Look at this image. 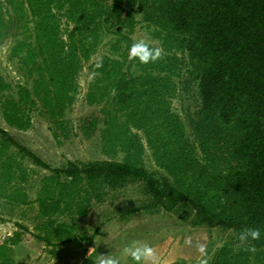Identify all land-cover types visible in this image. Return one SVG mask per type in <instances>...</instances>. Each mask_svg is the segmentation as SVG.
<instances>
[{"label": "trees", "instance_id": "trees-1", "mask_svg": "<svg viewBox=\"0 0 264 264\" xmlns=\"http://www.w3.org/2000/svg\"><path fill=\"white\" fill-rule=\"evenodd\" d=\"M6 3L20 22L27 15L34 24V85L21 84L18 97L2 101L5 121L16 129H29L30 112L38 109L57 139L69 138L65 115L78 91L82 57L90 58L111 21L118 38L97 62L86 96L105 116L106 158L52 167L0 127V221L7 209L37 203L36 236L56 252L87 238L68 220L88 215L93 200L106 194L104 187L141 180L150 197L138 210L188 209L194 225L238 235L260 229L258 240L220 246L209 264H264V0H0V43L15 25L5 17ZM62 17L74 24L68 39L61 33ZM141 21L153 39L147 42L161 50L148 64L128 56ZM185 64L198 80L201 99L188 123L171 104ZM9 88L0 77V93ZM98 123L92 119L82 129L91 136ZM147 147L165 176L145 167ZM25 159L50 171L35 200L25 191L31 171ZM18 226L0 241V264L10 261L13 246L29 231Z\"/></svg>", "mask_w": 264, "mask_h": 264}, {"label": "rangeland", "instance_id": "rangeland-1", "mask_svg": "<svg viewBox=\"0 0 264 264\" xmlns=\"http://www.w3.org/2000/svg\"><path fill=\"white\" fill-rule=\"evenodd\" d=\"M11 6L13 7L6 3L5 17L15 25L6 40L0 43V77L11 86L4 93H0V127L7 129L18 141L31 148L52 167L63 166L68 161L88 162L105 159L102 150L105 116L100 105L87 103L86 96L97 62L104 54L111 52L110 44L118 38L115 33L116 22L111 21L110 29L101 34L102 40L91 52L90 58L82 57V67L78 72V91L65 115L70 137L66 139L61 134L57 139L51 124L38 109H32L30 112L33 123L29 129H16L5 121L2 108L5 95L18 97V86L23 84L32 88L35 79V75L30 71L32 61L29 53L35 46L34 24L27 15L26 19L20 22ZM119 26L121 30L123 27ZM60 27L62 36L68 39L74 24L62 17ZM125 31L130 32L131 29L125 28ZM149 32L146 23L141 21L132 37L136 41H153ZM156 44L161 48L159 42ZM17 47H20L19 54L13 52ZM191 72L192 67L189 64L182 66L180 77L177 79L178 91L171 98L172 109L180 114L186 123L188 117L195 114L201 105L198 80L192 77ZM96 118L99 123L95 131L91 136L86 135L82 124ZM119 158H123L122 153ZM24 164L31 170L25 191L31 200H35L42 178L50 174V171L31 159H25ZM144 165L157 177L166 175L155 163L148 147L144 154ZM104 190L106 194L102 199L93 200L88 215L68 220L74 223L79 236L85 235L88 239H82L80 243L68 242L58 250L55 249L56 252L53 246L47 245L36 236L38 231L32 218L37 212V203L7 209L5 219L0 221V241L13 236L14 232L20 229L18 222L29 228L22 241L13 246L12 258L7 264H85V260L86 264H102L106 256L115 258L118 264H134L124 253V249L134 241L146 242L153 248L156 259L147 261L146 264H209L215 251L225 243L234 244V248H239L245 243V240L242 241L240 235L232 230L194 225V215L190 214L188 209L176 213L165 210H138L148 203L150 197L141 180L129 181L117 189L106 186ZM201 246L204 248L203 252L200 251Z\"/></svg>", "mask_w": 264, "mask_h": 264}, {"label": "clouds", "instance_id": "clouds-1", "mask_svg": "<svg viewBox=\"0 0 264 264\" xmlns=\"http://www.w3.org/2000/svg\"><path fill=\"white\" fill-rule=\"evenodd\" d=\"M129 59H138L142 64H148L156 61L161 57V50L154 48L146 40L134 41L129 47ZM261 237L260 229L245 228L241 234L242 241L247 239L258 240ZM254 251V249H252ZM200 251L203 252L204 248L201 246ZM125 255L129 256L134 264H146L147 261H155L156 255L153 248L146 242L134 241L132 244L124 249ZM102 264H118V261L111 256H106ZM206 264V262H205Z\"/></svg>", "mask_w": 264, "mask_h": 264}, {"label": "water", "instance_id": "water-1", "mask_svg": "<svg viewBox=\"0 0 264 264\" xmlns=\"http://www.w3.org/2000/svg\"><path fill=\"white\" fill-rule=\"evenodd\" d=\"M111 24H112V22H111ZM118 28L120 29V26Z\"/></svg>", "mask_w": 264, "mask_h": 264}]
</instances>
